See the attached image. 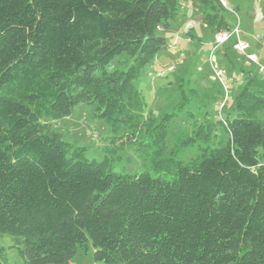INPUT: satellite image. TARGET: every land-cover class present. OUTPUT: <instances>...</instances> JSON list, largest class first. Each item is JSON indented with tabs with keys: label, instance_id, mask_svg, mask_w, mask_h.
<instances>
[{
	"label": "trees",
	"instance_id": "trees-1",
	"mask_svg": "<svg viewBox=\"0 0 264 264\" xmlns=\"http://www.w3.org/2000/svg\"><path fill=\"white\" fill-rule=\"evenodd\" d=\"M181 1L0 0V238L23 264H71L90 245L95 264H264V76L250 68L235 117L206 116L181 142H210L215 125L228 136L187 163L177 146L166 156L175 114L157 120L136 85ZM196 1L211 34L233 30L221 0ZM81 103L122 132L112 150L156 175L116 173L65 141L50 121Z\"/></svg>",
	"mask_w": 264,
	"mask_h": 264
},
{
	"label": "rangeland",
	"instance_id": "rangeland-1",
	"mask_svg": "<svg viewBox=\"0 0 264 264\" xmlns=\"http://www.w3.org/2000/svg\"><path fill=\"white\" fill-rule=\"evenodd\" d=\"M221 2L231 14L228 17L234 25L231 32L211 34L200 5L195 0H182L179 15L172 20L170 31L163 34L168 48L143 68L136 82L148 110L157 120L165 114H175L168 129L166 156L169 157L177 146L176 159L186 163L197 158L203 148L218 147L228 136L223 127L215 125L216 135L210 142L198 139L182 150L181 142L193 136L206 116L212 123L235 117V96L244 85L250 68L255 67L264 76V0ZM224 35L226 37H222ZM220 37L225 39L222 43L218 41ZM240 42L248 46L243 54L235 48ZM125 58L122 56L111 63L110 70L119 68V61ZM245 67L244 73L239 74ZM220 71L224 81L217 76ZM50 122L65 141L85 148L88 160L109 159L116 173L156 175L150 158L139 157L127 149L112 150L114 138L122 132L114 131L110 120L101 116L97 104L81 103L70 117ZM12 243L9 235L0 238L8 264H23L17 250L10 248ZM71 264H95L92 246L88 251L79 248Z\"/></svg>",
	"mask_w": 264,
	"mask_h": 264
},
{
	"label": "built area",
	"instance_id": "built-area-1",
	"mask_svg": "<svg viewBox=\"0 0 264 264\" xmlns=\"http://www.w3.org/2000/svg\"><path fill=\"white\" fill-rule=\"evenodd\" d=\"M222 37H226V35L222 36ZM220 37L218 39V41L220 43H222L225 39ZM236 50L243 54L247 49H248V46L242 42L238 43L236 46H235ZM251 58V57H250ZM252 59V58H251ZM217 76L219 77V79H221V81H224V74L220 71V72H217Z\"/></svg>",
	"mask_w": 264,
	"mask_h": 264
},
{
	"label": "crops",
	"instance_id": "crops-1",
	"mask_svg": "<svg viewBox=\"0 0 264 264\" xmlns=\"http://www.w3.org/2000/svg\"><path fill=\"white\" fill-rule=\"evenodd\" d=\"M195 2H197V1L195 0Z\"/></svg>",
	"mask_w": 264,
	"mask_h": 264
}]
</instances>
